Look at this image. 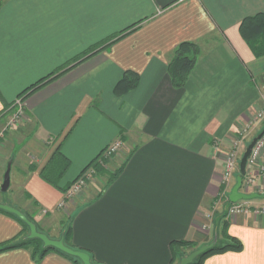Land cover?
Instances as JSON below:
<instances>
[{"label": "crops", "instance_id": "0c3cea01", "mask_svg": "<svg viewBox=\"0 0 264 264\" xmlns=\"http://www.w3.org/2000/svg\"><path fill=\"white\" fill-rule=\"evenodd\" d=\"M258 14L264 0H0V185L8 170L11 178L0 205L31 212L55 241L70 219L68 248L93 264H178L194 247L184 251L183 242L228 241H219L218 228L242 251L203 264H264V216L230 217L233 187L224 185V161L240 133L249 126L246 144L264 131V122L250 128L264 107V57L239 32ZM187 42L201 55L178 89L168 66ZM126 73L140 83L118 97ZM19 98L25 116L9 127ZM118 140L122 153L103 159ZM56 155L68 163L57 186L42 177ZM97 159L104 174L60 207L63 189ZM247 176L264 196V174L253 168ZM217 215L227 224L219 227ZM25 236L0 211V249ZM0 264L83 263L18 247L1 251Z\"/></svg>", "mask_w": 264, "mask_h": 264}, {"label": "trees", "instance_id": "16d2710c", "mask_svg": "<svg viewBox=\"0 0 264 264\" xmlns=\"http://www.w3.org/2000/svg\"><path fill=\"white\" fill-rule=\"evenodd\" d=\"M134 28L135 27H132L130 28V30ZM239 32L243 40L248 44V46L252 50L253 55L256 58L264 57V14H258L256 16L249 17L243 20L239 27ZM92 51L93 49L90 50L88 53L84 54V57L91 55L93 53ZM200 55H201V49L195 43H189V42L182 43L176 48V50L174 51L173 57L168 66V73L172 80V84L175 88L180 89L186 85L191 73L193 72L197 64V61ZM78 60H75V61L77 62ZM65 70H67V68L62 69V72ZM52 77L53 76L45 78L44 80L40 81L38 84L32 86L30 89H28L25 92V94H27L28 92L37 90L40 87L46 85L47 83H49V81H51ZM139 83H140L139 75L135 73H126L124 77L119 81V83L115 86L114 94L118 97H122L126 95L127 93H129L130 91L136 89L139 86ZM100 163L98 162V159L95 160L86 168V170L82 173V175L90 168L95 170L96 175H103L105 172L104 171L105 166L103 162H100ZM67 166H68V163L66 162V160L60 157L59 155H56L54 159L52 160V162L50 163V165L48 166V168L42 174V177L48 183L57 186L58 180L63 175ZM120 172H121V169L113 173L111 175V181L115 180L120 174ZM74 183L68 186L67 188H64L63 193L64 194L68 193L71 187L74 185ZM222 191L225 192V186L222 188ZM0 211L15 218L22 225L25 234L27 231H30V227L28 226V224H26L18 216L12 213L6 212L4 210H1V209ZM69 233H70V230H68L67 233L64 235V243L67 247H68ZM224 237L226 240L228 239V241H225L222 244L217 243L212 249L200 255L192 264H203L205 259L215 254L242 251V244L237 239L230 237L227 234ZM193 246L194 245L189 242H183L181 244V247H184V248L193 247ZM18 247L29 248L33 251L35 256L40 255V258H43L46 255V253L54 251V252L63 254L69 258L75 259L77 262H81L77 258L69 256L59 250H56L53 248H46L44 246V243L41 240L30 239L29 236H25L24 240L17 245L10 243L7 246V248L6 247L1 248L0 252L18 248ZM175 261L176 260L174 258L172 264H174Z\"/></svg>", "mask_w": 264, "mask_h": 264}, {"label": "built area", "instance_id": "2783aa9c", "mask_svg": "<svg viewBox=\"0 0 264 264\" xmlns=\"http://www.w3.org/2000/svg\"><path fill=\"white\" fill-rule=\"evenodd\" d=\"M13 107L16 108L15 113L13 115V119L10 122L11 125H17L18 122H20L24 116H25V101L23 98H19L16 100L13 104ZM255 122H264V107L260 110V112L254 117ZM249 128V126H248ZM248 128H245L241 133L240 137L236 140V142L233 145V149L228 153L226 156V159L224 161V185H228L230 181L232 180L234 170H236V167L238 165L239 160V153L241 148L244 147V141L246 140ZM123 149V142L121 140H118L114 142L112 145H110L103 153L102 158L103 159H112L114 156H116L121 150ZM264 135L261 137V139L257 142L255 145L251 156L248 159L247 163V169H253L257 168L261 173L264 174ZM95 170L89 169L87 170L81 177L77 179V181L74 183V185L71 187L69 192L66 195V201L69 202L74 197L81 194L84 190L87 189L88 185L93 181L95 177ZM255 184L256 180L254 176H245V184ZM66 204V202L62 205ZM240 204H233L232 207L229 210L228 215L230 217L237 216L240 214H253L255 216H264V207L260 208H246L245 206H239Z\"/></svg>", "mask_w": 264, "mask_h": 264}, {"label": "water", "instance_id": "95a60500", "mask_svg": "<svg viewBox=\"0 0 264 264\" xmlns=\"http://www.w3.org/2000/svg\"><path fill=\"white\" fill-rule=\"evenodd\" d=\"M263 135H264V131L260 135H258L256 138H254L245 150V153L240 161V175L237 177L236 185L234 186L229 196V201L231 204H237L241 201H252V200L264 198V196L259 195V194L247 195V194H242L240 192L243 187V178L246 176V173H247L248 159L251 156V153L255 145L257 144V142L261 139ZM10 184H11L10 170H8L5 175L3 184L1 186V191L3 193L7 192L10 188ZM0 209L18 216L21 220H23L26 224H28V226L30 227V235H29L30 239H39L44 243V246L46 248H53L69 256L78 258L83 264H93L91 257L88 254L68 248L65 245L63 239L59 241L51 240L46 235L38 232L36 226L33 223L29 222L28 219L25 217V215L21 213L20 211H18L17 209L9 205H0ZM216 244H217V240L213 241L210 245L204 246L200 250L194 252L189 257L183 258L180 264H192L200 255L212 249Z\"/></svg>", "mask_w": 264, "mask_h": 264}, {"label": "rangeland", "instance_id": "374dc122", "mask_svg": "<svg viewBox=\"0 0 264 264\" xmlns=\"http://www.w3.org/2000/svg\"><path fill=\"white\" fill-rule=\"evenodd\" d=\"M262 108H263V106H262ZM261 108V109H262ZM261 109H259L258 110V112H256L255 113V115L253 116V117H255L259 112H260V110ZM13 119V118H12ZM12 119H11V121H12ZM10 121V122H11ZM256 124H260V122H253L251 125H250V128L252 129ZM14 126H16V125H11L10 123H9V127H14ZM250 131V130H249ZM254 133V132H253ZM258 135H260V132L259 133H257V134H253V137L255 138V137H257ZM249 137H251V135H250V133H249ZM253 138V139H254ZM253 139H249V142H246V144H245V147H243V148H241V150H240V153H239V160H238V165H237V167H236V170H234V174H233V177H232V180H231V187H233L234 188V186L236 185V182H237V177L240 175V161H241V159H242V157H243V155H244V153H245V150H246V148H247V146L252 142V140ZM123 150V149H122ZM121 150V151H122ZM119 153H122V152H119ZM118 153V154H119ZM104 166H106V164H104ZM95 176H98V175H96L95 174ZM2 185V184H1ZM1 185H0V201L1 200H8L10 197H9V195H7V193H8V191L7 192H5V193H3L2 191H1ZM259 185H258V183H255V184H250V183H246L245 184V177H244V179H243V187H242V189H241V193L242 194H247V195H253V194H259L260 195V186L258 187ZM66 195H67V193H66ZM65 202H67V201H64V203ZM63 204V203H62ZM61 204V206L60 207H64L65 206V204L64 205H62ZM238 204H240L239 206H245L246 208H249V209H251V208H260V207H264V205H263V203H261L260 202V199H256V200H252V201H241V202H239V203H237V205ZM16 209V208H15ZM18 210V209H17ZM18 211H20V210H18ZM21 212V211H20ZM21 213H23L24 215H25V217L28 219V221L29 222H31V223H33L35 226H36V228H37V230H38V232H40V233H46V231H44L43 229H41V224L40 223H38L36 220H35V218H34V215L31 213V212H29V211H24V212H21ZM219 216L220 215H217V218H216V223H218V225H219V227H221V224H219V222L220 223H222V225L224 224V222H223V220H221V218H219ZM69 223H70V219H68V218H66L65 219V216H64V221H62V223H61V227H62V230H63V233H62V239L64 240V235L67 233V231H68V227H69ZM227 223H225L224 225H226ZM223 225V226H224ZM214 230V229H213ZM29 234H30V231H27L26 232V236H29ZM55 234V233H54ZM224 235V232L223 231H221V229H217V237H218V239H219V237H224L223 236ZM60 238V239H61ZM220 240H223V238L222 239H219V241ZM213 241H215L214 239H212V240H210V241H207L206 243H205V245H202V246H196V245H194V247H193V249L191 250V249H189L188 251H186V248L187 247H183V249H184V251H186L185 253H184V258H186V257H189L190 255H192L194 252H196V251H198V250H200L201 248H203L204 246H207V245H210ZM219 244H222V242H219ZM195 248V249H194ZM176 261H177V259H176ZM179 263H180V261H179ZM178 263V264H179Z\"/></svg>", "mask_w": 264, "mask_h": 264}]
</instances>
